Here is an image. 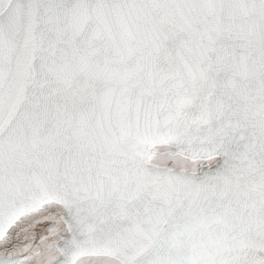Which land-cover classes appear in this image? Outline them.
I'll use <instances>...</instances> for the list:
<instances>
[{
    "label": "snow or ice",
    "instance_id": "obj_1",
    "mask_svg": "<svg viewBox=\"0 0 264 264\" xmlns=\"http://www.w3.org/2000/svg\"><path fill=\"white\" fill-rule=\"evenodd\" d=\"M0 264H264V0H0Z\"/></svg>",
    "mask_w": 264,
    "mask_h": 264
}]
</instances>
